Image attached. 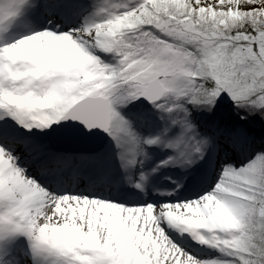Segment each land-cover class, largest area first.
Returning <instances> with one entry per match:
<instances>
[{"label":"snow or ice","instance_id":"obj_1","mask_svg":"<svg viewBox=\"0 0 264 264\" xmlns=\"http://www.w3.org/2000/svg\"><path fill=\"white\" fill-rule=\"evenodd\" d=\"M43 3L0 0V38ZM92 7L79 27L0 44L5 124L26 134L103 133L128 183L142 191L148 174L135 172L152 159L150 149L167 153L152 172L205 159L214 137L198 130L193 112L212 119L229 106L240 122L264 121V0H94ZM137 104L147 132L124 111ZM228 135L238 148L249 142L243 127ZM20 144L32 155L23 136L8 140L0 125V264H264V150L239 167L221 165L191 199L140 203L50 188L22 166ZM69 160L55 156L57 164ZM37 167L49 171L46 160ZM169 229L228 259L198 258Z\"/></svg>","mask_w":264,"mask_h":264},{"label":"rangeland","instance_id":"obj_2","mask_svg":"<svg viewBox=\"0 0 264 264\" xmlns=\"http://www.w3.org/2000/svg\"><path fill=\"white\" fill-rule=\"evenodd\" d=\"M75 1L79 4V6L78 4H72V6L74 5L75 10H70L69 15H64L65 10L68 9V4L71 2V0H44L43 6H50L52 9H47V12L39 10L34 13L27 23L19 24L15 28L4 34L3 37L0 38V44H3L4 42H11L13 40L19 39L22 36L30 34L32 31L40 30L43 28L56 30L63 29L64 31H67L69 28L79 27L84 16L93 11L92 5L94 3V0ZM95 2L99 3V0H95ZM5 119L7 118L0 119V125L3 126V130L7 132L10 137L13 138L17 135L18 137L23 136L24 139H27L29 146L32 144H41L47 148L43 138H40L38 135L26 134L25 130L16 126L14 121H9L7 124H5ZM48 150L50 153H52V155L49 154V157L47 158L43 157L39 159H33L32 156H35V154L32 153V155H28L27 153H25L24 146H17L16 154L23 155L24 159L22 161V166L28 168L33 175L39 176L40 179L43 180V182L50 188H54L58 191L84 193L85 195L98 196L102 198L118 197L121 200L140 203L164 202L173 198L181 200L185 198L191 199L196 194L202 192L212 183H214L221 165H223L224 163H232L239 167L242 164L238 161L237 157H234L233 154L230 153V157H226L223 161L219 162L217 166H215L214 161L210 162L208 157L206 156L204 160L198 161L191 167L181 168L179 166H167L161 167L157 171L152 172V169L158 163L156 162V164L153 166L151 162L156 156L163 155L164 152H161L159 149H150V152L152 153V159L145 161L143 167L138 168L135 172L136 176L139 175L140 171L148 174V182L145 188L141 191L139 189H136L132 184L128 183L126 179L127 173H125L120 168L119 162L117 160V164L115 165L117 167L116 173L114 175L107 176L105 174H102L101 168L95 163L90 164L89 167L87 165H84L83 160L86 155L62 154L61 156L71 157V160H69L65 164H57L55 162L56 154L51 152L50 148ZM154 150H156L158 153H154ZM208 154L209 152L206 153V155ZM165 157L166 156H164L163 158ZM39 160L48 161L49 171L47 173L41 174L39 168L37 167V163ZM212 163L214 165H210ZM165 168L171 169L167 170L166 173L168 171H175L176 176L180 177L181 175V181L171 182L168 179L161 180L162 176L160 175L162 174V171L165 170ZM203 172L204 174L207 173V176L204 179L199 178L200 175L198 174H202ZM85 176H100L103 178V180L101 182L89 185L85 182ZM187 176L188 178H186ZM209 180L211 181L209 182ZM177 184L180 185L179 188L174 187V185L177 186ZM168 188L173 189L178 195L176 194L175 196H169L166 193V190H168ZM184 190H186V192L184 195H182ZM169 231L179 239L181 246L186 247L188 251L195 254L200 259L214 258L205 257L204 255H202V253L204 254V252H202V249L206 251L211 250L213 253L222 254L213 248H210L206 245H201L193 241L191 237H189L188 239H184V236H181L178 232H175L172 229H169ZM224 258L228 259V257ZM27 264H31L30 258L27 259Z\"/></svg>","mask_w":264,"mask_h":264},{"label":"trees","instance_id":"obj_3","mask_svg":"<svg viewBox=\"0 0 264 264\" xmlns=\"http://www.w3.org/2000/svg\"><path fill=\"white\" fill-rule=\"evenodd\" d=\"M72 4H78V3H76L75 0H71V2L68 4V9L65 10L64 15L66 14L69 15L70 10H75L74 5L72 6ZM124 111L130 118L135 120L139 130L144 132H147L149 130L147 122L139 119V117L144 112V108L141 105L139 104H137L136 106L130 105L129 108L124 109ZM193 116L195 122L197 123L198 130L204 135H209L214 137L213 146L208 149L207 153L209 152V154L206 156L208 157L210 162L213 161L215 162V166H217V164L223 161L226 157L227 158L230 157L229 155L230 153H232L234 157H237L239 162L246 163L247 160L252 155H254L256 151L264 150V121H260L259 119H250L247 122H240L238 121V118L235 117V114L232 113L231 108L229 106L222 107L219 113L217 114V116L212 119L196 112H193ZM221 118H223L222 122H221ZM152 120L158 122V118L155 116V114H153ZM235 126L245 128L249 137V142L239 148L233 145L228 135L229 130ZM152 130L154 131L155 129ZM31 134L38 135L40 138H44L45 131L41 132L34 128L32 129ZM4 135L8 140H15V138L10 137L9 134L5 131H4ZM46 146L47 148L41 144H36V145L32 144L30 145V148L33 149L32 153H34L35 156L39 159L43 157L47 158L49 157V154L52 155V153H50L48 150L49 147L47 144ZM115 151H116L115 146L112 143V141L109 139L107 145L105 146V148L102 150L101 153L91 156L86 155L83 160V163L88 167L90 164L95 163L101 168L103 174L107 176L112 175V173L117 169V167L115 166L117 164ZM154 151H155L154 153H158L156 150ZM56 155H62V154L59 153ZM166 155L167 153L164 152L163 155L156 156L154 160L151 162L152 165H155L156 162L158 163L159 159H163V157ZM210 165H214V164L212 163ZM166 171L167 170H163L162 175L171 177L175 181H181V176L180 177L176 176L175 171H171V172L168 171L167 173ZM210 181L211 180H209V182ZM202 252H204V254L202 253V255H204L205 257L225 259L224 258L225 256L223 254L213 253L211 250L206 251L202 249Z\"/></svg>","mask_w":264,"mask_h":264},{"label":"water","instance_id":"obj_4","mask_svg":"<svg viewBox=\"0 0 264 264\" xmlns=\"http://www.w3.org/2000/svg\"><path fill=\"white\" fill-rule=\"evenodd\" d=\"M55 127V126H54ZM44 142L51 152L60 154L97 155L109 141L103 133L94 136L70 137L68 129L45 130Z\"/></svg>","mask_w":264,"mask_h":264},{"label":"bare ground","instance_id":"obj_5","mask_svg":"<svg viewBox=\"0 0 264 264\" xmlns=\"http://www.w3.org/2000/svg\"><path fill=\"white\" fill-rule=\"evenodd\" d=\"M47 9H49V10H51L52 8L49 6V7H47V6H42L41 7V11H45V12H47L46 10ZM67 25V24H66ZM13 138H15V139H17V138H19L18 137V135L17 136H15V137H13ZM27 140V139H26ZM18 146H20V147H22V146H24L23 144H20V145H18ZM65 157H68V156H65ZM54 160V159H53ZM160 160V159H159ZM158 163H159V161H158ZM154 166V165H153ZM165 170H171V169H169V168H165ZM116 171H117V169H116ZM116 171H114L113 173H112V175H114L115 173H116ZM119 175H121V174H119ZM207 176V173L206 174H204V172L199 176V178H205ZM162 183V182H161ZM163 184V183H162ZM162 184H159V185H162ZM130 186V185H129ZM121 189H122V186H121ZM169 191H172V192H169ZM185 192H186V190H184L183 191V194L182 195H184L185 194ZM117 193V192H116ZM166 193L169 195V196H175L177 193L175 192V191H173V190H171V189H168V190H166ZM178 195V194H177Z\"/></svg>","mask_w":264,"mask_h":264}]
</instances>
